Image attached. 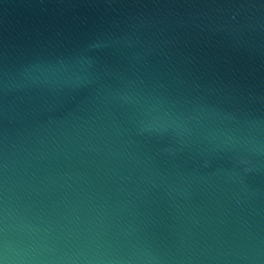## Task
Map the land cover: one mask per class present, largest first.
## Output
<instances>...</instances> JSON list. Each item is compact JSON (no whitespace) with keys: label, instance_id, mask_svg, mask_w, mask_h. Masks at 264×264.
Returning a JSON list of instances; mask_svg holds the SVG:
<instances>
[{"label":"water","instance_id":"obj_1","mask_svg":"<svg viewBox=\"0 0 264 264\" xmlns=\"http://www.w3.org/2000/svg\"><path fill=\"white\" fill-rule=\"evenodd\" d=\"M0 264H264V0H0Z\"/></svg>","mask_w":264,"mask_h":264}]
</instances>
